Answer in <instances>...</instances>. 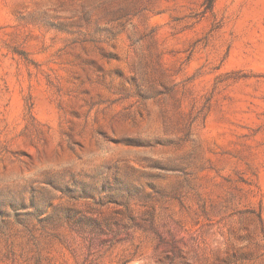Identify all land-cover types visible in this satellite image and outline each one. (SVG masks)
<instances>
[{
	"label": "rangeland",
	"instance_id": "obj_1",
	"mask_svg": "<svg viewBox=\"0 0 264 264\" xmlns=\"http://www.w3.org/2000/svg\"><path fill=\"white\" fill-rule=\"evenodd\" d=\"M0 264H264V0H0Z\"/></svg>",
	"mask_w": 264,
	"mask_h": 264
}]
</instances>
